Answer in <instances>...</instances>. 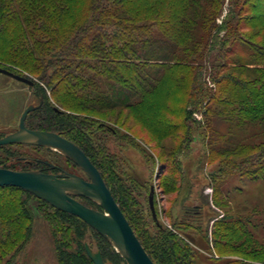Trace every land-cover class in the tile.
Wrapping results in <instances>:
<instances>
[{"label":"rangeland","instance_id":"374dc122","mask_svg":"<svg viewBox=\"0 0 264 264\" xmlns=\"http://www.w3.org/2000/svg\"><path fill=\"white\" fill-rule=\"evenodd\" d=\"M181 1L129 0L134 10L128 22L108 20L100 29L81 35L78 28L86 24L90 0H41L35 12L29 7L30 0L28 7L22 3L26 0H7L11 3L0 25V30H5L0 42L6 39V44H0V65L31 78L39 89L34 94L21 82L2 77L0 101L9 121L0 127V138L16 131L25 110L38 106L45 93L46 101L30 113L27 122L38 130L70 132L68 136L104 166L116 202L143 244L165 260L163 264H167L166 254L158 245L166 231L153 220L149 186L145 188L155 182L160 162L168 165L166 175H174L177 182L172 183L180 189L165 203L170 216H159L164 230L172 227L179 231L171 236L177 259L183 262L196 257L198 263L208 264L206 254L183 238L195 233L206 239L203 231L189 225L175 228L172 218L177 205L201 206L211 214L226 215V220L221 217L217 222L214 232L218 240L214 243L222 258H230L227 264H264V117L249 126L240 125L243 116L235 115V104L221 106L211 99L228 73L242 84L263 76L264 61L258 58L264 54V32L251 25L256 15L251 13L253 0L245 6L244 0L238 3V9L244 6L247 14L236 37L225 36L224 21L234 10L232 0H200L204 13L196 33L205 37L207 33L209 42L208 28L213 23V33H218L220 40L191 52L187 58L194 62L191 65L144 62L141 56L145 52H150L147 56L171 55L167 47L154 46L152 41L171 33L186 36L189 28L176 22L184 13ZM137 15L142 19L137 20ZM68 33L79 38L76 49L56 45ZM248 43V47L257 48V59L246 53L244 45ZM230 48H239V54ZM131 50L133 53L127 54ZM70 51L75 52L66 55ZM239 61L244 68L237 71ZM23 157L53 163L88 180L73 160L36 145L0 147V168H45L37 162H16ZM171 178L168 176V181ZM77 200L102 211L93 200ZM160 205L164 207L162 202ZM207 239H212L211 234ZM85 244L94 252L103 251L112 264H127L112 244L80 218L20 188H0V264H93ZM231 257L240 260L236 263ZM217 261L211 264H220Z\"/></svg>","mask_w":264,"mask_h":264},{"label":"trees","instance_id":"16d2710c","mask_svg":"<svg viewBox=\"0 0 264 264\" xmlns=\"http://www.w3.org/2000/svg\"><path fill=\"white\" fill-rule=\"evenodd\" d=\"M189 1L190 0H182L181 1L182 2L181 6L184 10V13L179 17V20L178 19L176 20V22L180 23V25H182L183 27L189 28V29H187V34H185L186 36L184 37V36L178 35L177 33H176L177 35L175 33H171V35H166V34L163 35L162 38H160V40L152 41L151 44H153L154 46L155 45H164L165 47H167L166 52H168L171 55L167 56L164 54L165 52H162L161 53L162 55H160V56H156L154 54H151V56H147L150 52H148V53L145 52L141 56V58L143 59L144 62L155 60V61H160L163 63L164 62H168V63L174 62L175 64L178 63V64H183V65L184 64L191 65L194 62L187 61L188 60L187 58L189 57L191 52L192 53L195 52L198 46L200 47V46L209 45V42H211V41H212V44L213 43L216 44L220 40L218 33H215V34L213 33L215 31V25L213 23H211L210 27L208 28L209 37H210L209 42L207 39V37H208L207 33H206L207 37L199 36L196 33L197 28L200 27V25H201L200 17L204 12H203V8L201 9V7H200V6H202V4H198L200 2V0L190 1V2ZM244 1L245 2L243 3V5L245 6V5H249L251 0H244ZM205 2H207V1H205ZM239 2H240V0H232L234 10H231L228 13V17H226V19L224 21V24H226L225 36H227V37L228 36L236 37L235 32H238L239 30H241L244 27L243 23H244L245 18L243 16L245 14H247V11L245 10L244 6L240 10L238 9V7H240V4H238ZM253 2H254L253 3L254 6L252 8L253 10L251 11V13H253L254 15L256 14V15L254 16V18L251 22V25H253V26L256 25L257 27L262 29L264 32V0H253ZM10 3L11 2L7 3V0H0V25L4 21L6 14L10 11V10H8V8L10 7ZM22 3L25 6L27 4V7H28V0H26V2H22ZM41 3H42L41 0H30L29 7L32 9L33 12H35L36 9L39 10V8L41 7L40 6ZM52 8L55 11L56 10L60 11L58 6L56 8H54V6H53ZM132 10H134V8H132V5H130L129 0H90V5L88 7V18L86 20V24H84L82 27L78 28L80 31V34L83 35V34H87L90 31L98 30L103 26L102 24H106V21H108V20L109 21L111 20V22L117 21V22H121V23H126L129 21L130 17L133 16ZM177 16H178V14H177ZM177 16L175 14L174 18ZM134 17L137 20L142 19V18H140L139 15L134 16ZM154 17H156V16H154ZM158 19H161V18H158ZM233 20H235L236 23H235V21L233 23L232 22ZM78 29H77V31H78ZM4 32H5L4 28H3V30L2 29L0 30V33L2 35L4 34ZM77 40H79V38L77 39V36L73 37L71 33H68L66 38L59 40V41H56V45L67 46V47L73 46L76 49V47H79V45H80L79 41H77ZM5 42H6V39L2 40L0 42V44L3 46V43L6 44ZM223 43L225 44V41ZM252 45H255V44H252ZM92 46H93V44H92ZM225 46H226V44H225ZM244 46H245L244 49H245L247 54L251 55L253 58L257 57L256 56V53H257L256 47H258V46H256V45L252 46L256 49H252V48L248 47V46H251V44H249V43L245 44ZM131 47H129V48L131 49ZM238 49L239 48L231 50V48H230L229 51H231L233 53H235L237 51V54H239ZM133 51L134 50H131V51L127 52V54L133 53ZM135 51H137V50H135ZM74 52L75 51L67 52L66 55H70V54L72 55ZM66 57H68V56H66ZM259 57L260 58L257 57L258 61L263 62L264 61V54H262ZM152 58H156V59H152ZM126 59L128 61H132L131 58H129V57L128 58L126 57ZM250 64H253V63H250ZM237 66H238V68L236 69L237 71H240L239 69L244 68L243 64H241L240 61H239V65H237ZM227 71L230 72L232 70L228 69ZM262 75L263 76H261L258 81H254L253 83L243 82V84H242L240 82V80H237L235 78L234 74L228 73L227 77L222 79V81L220 82L219 90L216 91V93L212 96L211 99H212V101H215L216 104L221 105V106H225V105L227 106V105L235 104L236 105V110H235L236 114L235 115H238L237 113H239V114L241 113V116H243L240 120L241 121L240 125H245V126L248 125L249 126L253 122L259 121L264 117V72ZM218 107H220V106H218ZM55 111L58 114H60L61 116L65 115L64 113L61 114L62 112H60L58 109H55ZM48 114L50 115L51 112L49 111ZM237 117H240V116H237ZM47 130L61 134L63 137L67 138L68 140L74 142L77 146H79L72 138H70L68 136V134L70 132L67 131V133H68L67 134L65 132H61L58 130L56 131V130H53L50 128H48ZM79 147L86 153V155L94 163L95 162L97 163V161L88 154V151L85 147H81V146H79ZM29 171H31V170H29ZM106 173H107V171H106ZM112 194H113V192H112ZM128 221H129L130 225L132 226V223L130 222L129 219H128ZM156 225L158 226V228L161 231H163V232L165 231L160 224L159 225L156 224ZM135 233H136V231H135ZM164 235H166V236L164 237V240L162 241V243L159 244L160 246L158 245V248L159 249L162 248L161 251L164 252V254H166V255H164V258L166 259L167 264H179V263L185 264L184 262H181L180 260L177 259L178 252L175 249L173 238L171 237L172 235L169 236L166 233H164ZM137 237L141 241L139 235H137ZM102 238H104V237H102ZM108 243H110V242H108ZM142 244H143V242H142ZM145 245L143 244L145 250L153 258V260H155L158 264H163L165 262V260L161 259L160 256H158L157 254H154L155 253L154 251H149L150 249L148 248V246H145ZM84 250H85V253L87 254L86 244L84 245ZM98 252H101V254H105L103 251H98ZM87 256H88V254H87ZM105 256H106V254H105ZM167 256L169 257V259H167L168 258ZM106 258H107V256H106Z\"/></svg>","mask_w":264,"mask_h":264},{"label":"water","instance_id":"95a60500","mask_svg":"<svg viewBox=\"0 0 264 264\" xmlns=\"http://www.w3.org/2000/svg\"><path fill=\"white\" fill-rule=\"evenodd\" d=\"M0 73L33 85L28 78L5 68H0ZM40 107L30 106L22 117L19 130L0 139V146L30 144L55 149L73 160L84 171L88 181L70 173L55 175L41 171H14L0 168V188H20L54 208L80 218L110 242L127 264H156L139 241L101 172L86 153L74 142L58 133L30 130L26 127L25 120L28 114ZM77 197L95 201L102 211L84 205L77 200ZM149 201L153 220L159 225L152 193ZM86 252L94 264H105L101 252H94L88 244H86Z\"/></svg>","mask_w":264,"mask_h":264},{"label":"flooded vegetation","instance_id":"af4514ba","mask_svg":"<svg viewBox=\"0 0 264 264\" xmlns=\"http://www.w3.org/2000/svg\"><path fill=\"white\" fill-rule=\"evenodd\" d=\"M0 68H4V67H2V65H0ZM5 69H7V68H5ZM7 70H9V69H7ZM11 72H13V71H11ZM13 73H15V72H13ZM3 76H5L7 78H10V79H13V80H16V79H14L12 77H9V76H6V75L0 73V91H2V88H3V78H2ZM26 78H28L30 81H32L33 85H30V84H27V83H24V82H21V83L24 84L25 86H27L28 89L32 90L34 94H36L37 89H39V86H37L36 83L31 78H29V77H26ZM16 81H18V80H16ZM18 82H20V81H18ZM46 98H47L46 94L43 93V96H40V100H39V105L38 106H42L43 105V102L46 101ZM17 103L18 102L15 101L16 107H17ZM3 105H4L3 102L0 101V127L4 124V122L7 123L9 121V115H8L9 113H8V111H7V114H5V115L3 114ZM13 105L11 104L10 107L13 108L14 107ZM30 106H33V105H30ZM16 107H15V109H16ZM7 110H8V108H7ZM24 113L22 114V116H21V118L19 120V126H20V123H21V120H22V117H23ZM61 114H63V113H61ZM29 115H30V113L28 114V117L25 120L26 127L28 129H30V130H38V129H35L34 126L31 123L27 122V120L29 118ZM19 126L16 129V131L11 132L10 134H13V133L17 132L19 130ZM41 131H49V130H47V129H41ZM49 132H52V131H49ZM59 135H61V134H59ZM6 136H8V135H6ZM2 138H4V137H1L0 139H2ZM24 145H29V144H24ZM0 147H2V146H0ZM20 161L27 162L29 164L32 163V162L33 163L34 162H37V163H41V164H44L45 165V168H42V169H39V170H32V171H41V172H44V173L49 172V174H55V175H62V174H65V173H70L67 170H65L64 168H61L59 166H56L55 164L50 163V162H47V161H42V160H37V159H32L31 160V159H29L27 157H23V158H19L16 162H20ZM91 162L101 172L103 179L105 180V182L108 184V186L110 187V189L112 191V187H111V183H110V177L106 173V170H105L104 166L102 164L98 163V162L97 163L96 162L94 163L92 160H91ZM160 163H159V167H158L159 169H158L157 174H156V177H155V182H152V183H150L148 185L146 184V186H145V188L149 186V196H148V206H149V210L151 211V206H150L149 199H150V196H151V193H152L153 194V203H154L155 210L157 212L158 220H159V216H162V213L166 217L167 216H170L168 214L169 210L167 209L165 203L166 202L169 203V201H170L169 200L170 195L175 194V193H178V194L180 193V189L174 185V183L177 182V179H175V176L172 175V174L166 175V173L168 171V165L167 164H164L163 162H160ZM52 170H58L59 172L58 173H52L51 172ZM70 174H73V173H70ZM170 175L173 177V178H171V179H173L171 182H170V180L168 181V176H170ZM172 182H174V183H172ZM140 184L138 186L141 189H143L144 188V185L143 184L140 185ZM158 199H159V202H158ZM131 201L134 204L136 203L133 200H131ZM177 201H178V199H176L173 202V205L172 206H174L175 204H177L176 203ZM160 202H162V204L164 205L163 208L160 205ZM177 207H179V209H181V211L179 209H177L176 210L177 213L175 212V214L172 216V218H174L173 225H174L175 228L180 227V225H189L190 227H192V229H196V230H199V231H203L204 235H206L205 237L208 238L209 234H211V237H212V239L209 241V239H207V238L204 239V238L197 237L195 235V233H190V234H187V235L185 234V235H183L184 237L183 236L182 237L185 240H187V243H189L190 245H195V246L199 247V249L201 250V252H203L204 254H206V256L208 258L207 259L208 260L207 261L208 264L209 263L211 264V263L216 262L217 261L216 259L220 260V261H217V262H220V264H227L228 263V259H230V258H222L224 256H221V255H219L216 252V248H218L219 246H217V243H214V241L216 239L218 240V238L215 237L216 232H214L215 229H216V226H217V222L218 221L220 222V220H221L220 218L221 217H223V221L226 220V217H225L226 215H224V216H221L220 215L219 216V215L211 214V213H209L207 211H204V207H201V206H193L194 208H192V206H189L188 208L187 207L186 208H183V205H177ZM179 211L182 214L181 215V218H179V213H178ZM210 217H214L212 219L214 221L212 227H210V225H209L210 220H211ZM165 231H166L165 233L167 235H169V236L173 235V233L179 235V233H178L179 231L178 230H175V229H172V227H171V230L170 231H167V230H165ZM141 244H142V242H141ZM142 246H143V244H142ZM102 257H103V260H104L105 264H112L111 262H108L109 260L106 258L105 254H102ZM231 258L232 259H235L236 263H238L239 260H240L237 257H231ZM151 259L153 260L152 257H151ZM153 261L156 264H158L155 260H153ZM183 262L185 264H201V263H198L199 262V259L196 258V257H193L191 260H184Z\"/></svg>","mask_w":264,"mask_h":264},{"label":"bare ground","instance_id":"6f19581e","mask_svg":"<svg viewBox=\"0 0 264 264\" xmlns=\"http://www.w3.org/2000/svg\"><path fill=\"white\" fill-rule=\"evenodd\" d=\"M30 145V144H29Z\"/></svg>","mask_w":264,"mask_h":264}]
</instances>
